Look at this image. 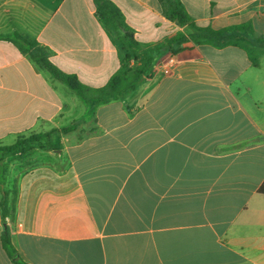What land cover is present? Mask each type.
<instances>
[{
    "label": "crops",
    "instance_id": "crops-1",
    "mask_svg": "<svg viewBox=\"0 0 264 264\" xmlns=\"http://www.w3.org/2000/svg\"><path fill=\"white\" fill-rule=\"evenodd\" d=\"M139 49L136 90L93 106L7 37L51 51L50 61L90 87L124 63L95 0H0V142L56 132L22 160L14 222L28 264H264V51L170 41L189 34L161 0H110ZM192 23L249 24L264 39V0H179ZM264 50V41H253ZM178 63L165 74V62ZM74 94V95H73ZM45 158L46 160H40ZM0 264H16L2 246Z\"/></svg>",
    "mask_w": 264,
    "mask_h": 264
},
{
    "label": "trees",
    "instance_id": "trees-1",
    "mask_svg": "<svg viewBox=\"0 0 264 264\" xmlns=\"http://www.w3.org/2000/svg\"><path fill=\"white\" fill-rule=\"evenodd\" d=\"M161 1L167 5L166 14L170 20L176 22L181 27H189L188 35L179 33L170 41L169 46L173 53H177L181 45L188 40H192L196 44H210L219 49L235 46L246 51L253 66H259V59L264 50L255 46L253 41H264V39L255 38L251 25H236L220 30H215L212 27H200L192 23L184 5L179 0ZM95 5L100 21L109 31L118 36V41L126 51L124 63H122L120 69L103 87H90L82 83L76 75L60 70L50 61L51 51L48 48L42 47L37 41L19 33L10 35L7 38L18 45L22 51L28 53L30 58L42 70L47 71L53 79L67 86L86 104L100 106L132 93L142 83L146 73L143 69H132L130 67L132 55L129 51L138 50L139 45L134 38L132 29L127 25L121 10L110 0H95ZM74 127L75 125L61 130L54 129L44 134L20 136L15 143L10 145L0 142V169L2 168L0 177L2 185L6 184L5 174L9 167L6 157L8 155L19 154L18 159L22 160L29 148L31 149L30 152L35 151L33 148L34 144L47 141L56 132L68 133ZM18 192L16 184L12 188L3 191V197L0 199V216L3 223H7L8 221L12 223L15 220ZM259 192L264 193V183L259 188ZM1 241L3 249L14 263L28 264L20 258L18 251L14 247L9 227L2 232Z\"/></svg>",
    "mask_w": 264,
    "mask_h": 264
},
{
    "label": "rangeland",
    "instance_id": "rangeland-1",
    "mask_svg": "<svg viewBox=\"0 0 264 264\" xmlns=\"http://www.w3.org/2000/svg\"><path fill=\"white\" fill-rule=\"evenodd\" d=\"M131 68L134 69L133 67H131ZM66 89L68 90L69 88L67 87ZM71 93H73V92H71ZM13 143H15V139L9 141L7 145H10V144H13ZM30 151H31V149L29 148L27 150L26 156L30 155V153H31ZM39 159L40 160H46L45 158H40V157H39ZM1 172H2V168L0 169V176H1ZM12 172L13 173H11V170L8 167L7 173L5 174V179H6V184L5 185H2V181H1L2 179L0 177V199H2V197H3V191L12 188V186H14L15 184L17 185V180L14 177L17 173L14 170Z\"/></svg>",
    "mask_w": 264,
    "mask_h": 264
},
{
    "label": "built area",
    "instance_id": "built-area-1",
    "mask_svg": "<svg viewBox=\"0 0 264 264\" xmlns=\"http://www.w3.org/2000/svg\"><path fill=\"white\" fill-rule=\"evenodd\" d=\"M176 63H178V58L176 55H172L170 57L167 58L166 62H165V69H164V73L165 74H169L170 73V69L172 65H175Z\"/></svg>",
    "mask_w": 264,
    "mask_h": 264
},
{
    "label": "water",
    "instance_id": "water-1",
    "mask_svg": "<svg viewBox=\"0 0 264 264\" xmlns=\"http://www.w3.org/2000/svg\"><path fill=\"white\" fill-rule=\"evenodd\" d=\"M3 227L6 229L7 228V223H4L3 224Z\"/></svg>",
    "mask_w": 264,
    "mask_h": 264
}]
</instances>
